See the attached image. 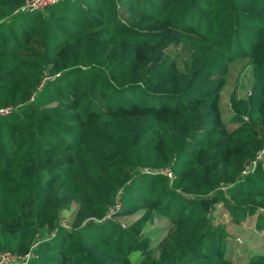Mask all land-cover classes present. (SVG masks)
Here are the masks:
<instances>
[{
	"label": "trees",
	"instance_id": "16d2710c",
	"mask_svg": "<svg viewBox=\"0 0 264 264\" xmlns=\"http://www.w3.org/2000/svg\"><path fill=\"white\" fill-rule=\"evenodd\" d=\"M27 1L0 0L8 264H264V0Z\"/></svg>",
	"mask_w": 264,
	"mask_h": 264
},
{
	"label": "rangeland",
	"instance_id": "374dc122",
	"mask_svg": "<svg viewBox=\"0 0 264 264\" xmlns=\"http://www.w3.org/2000/svg\"><path fill=\"white\" fill-rule=\"evenodd\" d=\"M240 79L242 84L236 82L233 84L232 88H230L227 92L223 93L224 106H227L229 101H235L237 103L240 102L247 96L248 92L251 91L252 72L250 71V69L243 73ZM138 216H140V212H137L135 215L127 219H122V224H128ZM62 223L65 224L64 220H62ZM166 227L168 229V222L165 219L156 216L153 224H148L147 227L141 231V233H145L153 229L162 230ZM225 230L236 241H238L239 244L244 245V243L249 242V234H246L243 229H235L234 227L226 226ZM164 235L165 233L161 235H156L154 237V243L151 245V247L153 248V252L156 256H158L160 252L159 245ZM247 249L250 250L251 248L247 247ZM252 251H256L257 253H264V245L260 248H252Z\"/></svg>",
	"mask_w": 264,
	"mask_h": 264
},
{
	"label": "built area",
	"instance_id": "2783aa9c",
	"mask_svg": "<svg viewBox=\"0 0 264 264\" xmlns=\"http://www.w3.org/2000/svg\"><path fill=\"white\" fill-rule=\"evenodd\" d=\"M55 0H30L25 3V6L22 10H40L43 9L45 6L53 4ZM12 108L10 106L0 108V116L8 115L11 112ZM161 174L164 176L171 178V171L169 169H165L161 171ZM14 260V257L3 254L0 255V264H8Z\"/></svg>",
	"mask_w": 264,
	"mask_h": 264
}]
</instances>
